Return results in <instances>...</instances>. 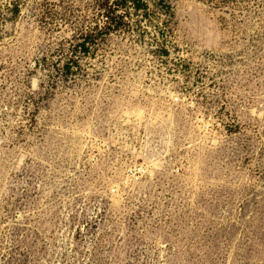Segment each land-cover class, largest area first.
<instances>
[{
    "label": "rangeland",
    "instance_id": "obj_1",
    "mask_svg": "<svg viewBox=\"0 0 264 264\" xmlns=\"http://www.w3.org/2000/svg\"><path fill=\"white\" fill-rule=\"evenodd\" d=\"M0 264H264V0H0Z\"/></svg>",
    "mask_w": 264,
    "mask_h": 264
}]
</instances>
